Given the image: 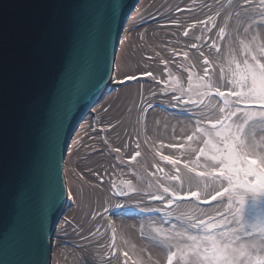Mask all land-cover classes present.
I'll return each instance as SVG.
<instances>
[{
	"label": "water",
	"instance_id": "obj_1",
	"mask_svg": "<svg viewBox=\"0 0 264 264\" xmlns=\"http://www.w3.org/2000/svg\"><path fill=\"white\" fill-rule=\"evenodd\" d=\"M137 2L0 0V79L5 84L0 163L8 169L7 194L0 197V264H50L49 242L64 207L61 167L70 135L95 107L122 26ZM79 5L116 6L115 23L94 28L96 9ZM54 12L59 26L43 49L45 67L24 82L20 71L33 60L40 28Z\"/></svg>",
	"mask_w": 264,
	"mask_h": 264
},
{
	"label": "bare ground",
	"instance_id": "obj_2",
	"mask_svg": "<svg viewBox=\"0 0 264 264\" xmlns=\"http://www.w3.org/2000/svg\"><path fill=\"white\" fill-rule=\"evenodd\" d=\"M244 3H246L245 0H138L133 12L129 13L124 21L116 53L113 56L112 68L97 96L98 101L95 107L89 109L87 118L81 119L75 132L70 135V146H67L61 167V171L64 173V207L49 242L50 264H65L69 260L66 254L68 257L76 255L77 250L82 251L86 246L89 247L88 259L82 260L85 262L83 264H125L122 251L119 252L115 246V239L113 242V236L118 237L117 233L111 232L112 225L118 223L127 239L139 249L142 255L148 258L150 263L165 264L166 258L163 251L158 247L144 243L140 239L141 235L138 233L140 228L139 217L152 220L164 216L175 223L187 224L188 216L204 219L220 213L213 207L203 210L201 212L204 214L203 216L198 215L196 211L198 206L205 207L208 204L193 197L175 200L169 206L167 201L171 198L170 196L165 197L162 203H148L150 198L144 200L140 196L126 197L122 196L123 193L121 192H111L107 184L110 186L115 177L119 180L117 174L123 170L120 165L123 167L132 162L133 160L130 158L137 152L140 155L136 159L142 162L145 169L159 171L162 169V172L168 176L179 175V192L186 194L190 191L188 187L190 184L189 172L184 166L185 164L180 162L177 165H172L163 160L162 157H157L146 142L148 138L154 147L156 145L151 131L159 119V112L156 110L157 99H153L154 101L149 104H144L146 97H141L144 90L142 86L138 88V97L132 99L129 91L133 88L128 87L127 84L133 85L139 80H147V76L142 72L122 76L117 71V64L124 65L128 70L132 67L130 47L132 41L135 38L138 39V35H133V31L139 26L146 29V26L152 24L154 19H147L148 16L144 15L149 7H158L155 9L154 15L163 11L165 16L172 18L184 17L185 15L193 18L189 26L197 28L201 32L196 37H192L190 31L185 35V32L178 34L171 29H164L161 34L172 37L176 35L185 39L189 49L186 58L197 67L199 65L205 66L204 59L207 57L208 51L215 49L212 47L213 41L219 45L215 33L221 25L220 20L226 17L233 19L239 7ZM218 8L222 9L221 12H218ZM209 17H212L211 21L208 20ZM168 24L164 18L156 15L155 22L149 27L152 29L154 25L166 26ZM205 24L209 25L208 29L205 28ZM198 38L205 42L204 47L199 50V54L193 55L192 53L196 48H193L192 45ZM176 42L180 44V42ZM176 57L185 58V53L184 55L175 53L174 58ZM221 63V58L216 59L215 69L217 71H220ZM178 67L179 65L176 64L171 68L178 71ZM114 69L115 72H113ZM215 99L216 103L210 98L204 104H199L196 107L201 112L197 115L200 117L199 120L206 119L202 116H205V111L209 109L205 107L209 101L218 107L221 106V101L217 97ZM130 100H134V102L127 112ZM109 107L113 110L116 108L117 113L108 116L112 123L111 126H106L102 112ZM218 107L213 110V115L210 118L216 119L221 115ZM100 131L106 137L99 135ZM117 149L119 151H116ZM86 150H91L90 162L86 168L87 172L83 173L81 177L84 178L83 182L76 181L71 168ZM113 157L121 159L118 164L112 161ZM177 168L180 170L179 173L176 172ZM122 176L124 178V173ZM183 200L192 201L191 205L183 203ZM117 205L124 207L122 209L116 208Z\"/></svg>",
	"mask_w": 264,
	"mask_h": 264
},
{
	"label": "snow or ice",
	"instance_id": "obj_3",
	"mask_svg": "<svg viewBox=\"0 0 264 264\" xmlns=\"http://www.w3.org/2000/svg\"><path fill=\"white\" fill-rule=\"evenodd\" d=\"M54 2L59 5L62 0H54ZM245 2L248 3L249 0ZM261 3L264 4V0H261ZM78 7L96 9L92 17L94 28L102 22H107L109 26L115 23L116 6L79 5ZM208 20L211 21L212 17ZM75 22L76 14H73L74 27ZM58 26L59 17L54 12L48 22L40 28V42L33 49V60L20 71L22 81L27 82L37 78L45 67L43 49L56 33ZM256 27H264V21L258 23ZM248 30V28L244 29L245 32ZM187 34L185 32V35ZM224 35L225 29L221 28L220 38L223 39ZM239 43L244 56L242 59L235 57L230 59V65L234 67L229 68L227 95L221 87L214 85L208 68H205L203 77H195V84L194 74L188 70V88L185 89L181 85L172 89L181 93L180 96L173 98L185 103L204 104V98L212 96L221 101L219 107L211 104V101L205 105L212 110L218 107L221 115L216 119L206 118L199 121L195 131L186 139L188 141L198 139L202 143L198 151L195 148L191 149L192 152H197L196 160H193L192 164H197L201 156L209 162L204 167L210 170L197 172L196 175L199 177L211 175L214 180L224 182L214 194L205 191L203 202L226 196L228 215L218 212L216 215L221 219L213 216H208L206 219L188 216V222L183 228L172 230L155 228L161 247L167 251V264L174 262L175 264H264V138L258 142L255 135L257 131L264 132V44H255L254 41L245 43L244 40H240ZM192 47L196 48L197 45L193 44ZM212 47L219 52V45L215 41ZM229 51H232L231 45ZM204 64L210 66L207 57L204 59ZM220 71L221 78L224 79V68L221 67ZM4 91L5 84L0 79V102L3 101ZM185 94L187 99L184 98ZM193 94L198 98L193 99ZM35 102H38V98L34 100ZM179 147L184 148V145ZM139 155L140 153L137 152L130 159L135 160ZM162 159L172 165L181 162L169 156H163ZM184 166L190 172L194 171L187 162ZM179 171L177 168L176 172ZM7 172V165L0 163V197L7 194ZM165 178L180 182L179 175ZM121 184L135 190L130 181H122ZM113 186L117 187L115 184ZM161 188L163 194L153 195L151 198L163 200L164 194H168L171 197L167 201L169 206L175 200L187 197L200 200L202 195L199 190L182 194L168 186L161 185ZM115 207L122 209L124 206ZM114 239L115 235L113 242ZM123 255L130 258L127 251ZM4 264L8 262L4 261ZM133 264H139V261L133 260Z\"/></svg>",
	"mask_w": 264,
	"mask_h": 264
},
{
	"label": "rangeland",
	"instance_id": "obj_4",
	"mask_svg": "<svg viewBox=\"0 0 264 264\" xmlns=\"http://www.w3.org/2000/svg\"><path fill=\"white\" fill-rule=\"evenodd\" d=\"M155 9H158V7H149V10H147V13L144 16L147 15V19H154L155 22L156 15H159L164 18L169 24L166 26L154 25V27L151 29L149 26L152 25L154 23L153 22L149 26H146V29L144 27L141 28L140 26L136 28V30L133 31V35H138V39L135 38V40L132 41L130 47L132 67L129 69V71L124 65L117 64V71L122 76L129 73H132L134 75L135 73L140 72L147 76V80H139L133 85H131V83L127 84L128 87L133 88L129 91V93H131L132 99L138 97V88H140V86H142L144 89L142 91L141 97H146V99L144 100V104H149L150 102L154 101L153 99H157L156 110L157 112H159V119L155 124V127L151 131L153 133V139L156 145L154 147L150 143V140L148 138L146 139V142L151 148L154 147V154L157 157L161 158L166 155L177 159L184 164L185 162H187L189 167L194 169V171L190 172L188 168H186L189 172L190 184L188 185V187L190 191L199 190L202 194L199 201L203 202V193L205 191H207L209 194H214V192L219 190L220 186L224 182L214 180L211 175L205 177H199L196 175L197 172L210 170L204 167V165L209 162H207L205 160V157L203 156L200 157L197 164H192V161L196 160L197 152H192L191 149L195 148L198 151L202 146L201 141L198 139L188 141L186 139L187 136L192 135V133L195 131L198 122L203 121L199 120L200 117L197 116L201 113L196 109L199 104L185 103L183 101L174 99V96H180L181 93L178 90L173 91L172 89L179 88L181 85L185 89L188 88V70H190L191 73L194 74L193 83L195 84V77H203L205 75V71L203 69L208 68L209 76L211 77L214 85L217 87H221V90L225 91L227 95V88L229 87L227 80L230 78L229 68L230 66L234 67V65H230V59L232 57H235L236 59H242L244 56V52L239 43L240 40H244L245 43L254 41L255 44H264V27H256L258 23L264 21V4L261 3V0H251L250 2L244 3L239 7L238 12L237 14H235L233 19L229 17H226L223 20L221 19V25L218 24L219 29L217 27L218 30L215 33L216 40L219 41L220 50L219 52H217L216 49H210L207 55L210 66L199 65L200 67L194 65L193 62L188 60V58L186 57L174 58L175 53L184 55V53L189 52L185 39L176 35L172 37L161 34V31L164 29H171L178 34H180L181 32L190 31V35L192 37H196V35L200 34L201 32L197 28H191V26H189V23L190 21H193V18L189 17V15H185L184 17L172 18L170 16H165V13L163 11L158 12V14L154 15L153 13ZM221 10V8H218V12H221ZM205 28L208 29L209 25L205 24ZM221 28L225 29V35L223 39L220 38ZM245 28H248L249 30L245 32ZM140 35L141 37H139ZM176 41L180 42V44H178ZM204 43L205 42L201 38L197 39L195 41L197 47L192 54H199V50L204 47ZM230 45L232 48L231 52L229 51ZM164 51H167V53H164ZM218 58L222 59L221 67H223L225 70L224 79L221 78V71H217L215 69L216 59ZM176 64L179 65V67L177 68L178 71L171 68ZM113 72H115V69ZM149 73L151 75H148ZM139 76L141 75L139 74ZM134 77L136 78V76ZM205 79H207V77ZM184 98L187 99V94H185ZM192 98L197 99L198 97L197 95L193 94ZM210 98L216 103L215 96L205 97L204 102H206ZM133 102L134 100L129 101L127 112L129 111L130 106L133 104ZM115 113H117V109L114 108L113 110V108L111 109V107L106 108L102 112V116L105 119L104 123L106 126H111L112 122L109 121L110 118L108 116H110V114L112 116ZM204 114L205 116H202V118H210L213 115V110L209 108L208 111H205ZM99 135L106 137V135L102 131L99 132ZM255 135L258 142H260L262 138H264V132L257 131ZM138 143L140 144L139 141ZM142 144L143 141L141 143V146ZM179 145H184V148H180ZM90 157L91 150L83 151L81 157L78 159V161L75 162L73 168H71V172L74 175L76 181L83 182L84 178L81 177L83 173L87 172L86 168L88 167V164L90 162ZM119 160H121L119 157H113L112 159L115 164H118ZM120 168H123L122 172H119V174L121 175L119 176V174H117V177L120 180H117L115 177L114 182H112L110 186L109 184L107 185L111 191L114 190L113 192H117V189L121 188L123 193L122 196H128L132 193L138 194L143 197L161 195L163 194L161 185L174 188L178 191L180 189V182L166 179L165 177L168 175H166L162 171L145 169L139 159H135L128 165L123 167H121L120 165ZM116 173L117 171L115 172V174ZM123 173L124 178H122ZM122 181H130L135 190L124 187L121 184ZM114 184L117 187H114ZM164 196L167 197L169 195L164 194ZM191 202L192 201L190 200H183V203H187L190 205ZM207 204L208 205L205 207L198 206L196 210L198 212V215H200L203 210H208L213 207H215L216 210H219L220 213L228 215V201L226 196L217 197L216 200H210V202H207ZM211 216L215 217L216 219H221V217L217 216L216 214ZM152 220L145 217L138 218V222L140 223V228L138 229V233H140L141 235L140 239L148 245L160 248L165 255L167 264V251L164 247H161V241L156 236L155 228L163 227L165 230H172L178 227L183 228L186 224L175 223L168 219L164 220L163 217L160 216ZM163 220L164 224H161V221ZM111 230L113 231V233L114 231L117 233L118 239L121 242L122 253L127 251L130 254V258L123 255L126 264H133V260L139 261V264H152L150 263L148 258L142 255L139 249L127 239L119 223L113 224ZM71 249L74 251L73 248ZM88 251L89 247L86 246L82 251L77 250L75 252L76 255H71L68 257V255L66 254V257L69 258V260L66 261L65 264L85 263L82 262V260L86 261L88 259Z\"/></svg>",
	"mask_w": 264,
	"mask_h": 264
}]
</instances>
